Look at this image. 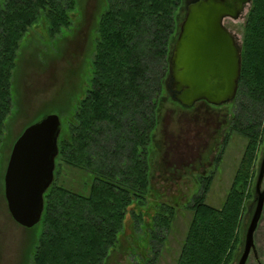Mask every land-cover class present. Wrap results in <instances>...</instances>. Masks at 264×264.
Masks as SVG:
<instances>
[{
    "label": "trees",
    "instance_id": "trees-1",
    "mask_svg": "<svg viewBox=\"0 0 264 264\" xmlns=\"http://www.w3.org/2000/svg\"><path fill=\"white\" fill-rule=\"evenodd\" d=\"M194 1L105 0L96 27L90 87L62 122L55 179L44 195L43 216L27 228L34 232L28 264H103L119 241L130 207L146 204L149 150L159 123L160 98L171 78V57L181 22ZM79 2L0 0L3 132L15 105L14 73L23 40L43 23L55 42L71 27ZM240 47L242 69L232 129L247 142L220 207L210 204L207 194L227 133L212 169L201 175L200 188L188 204L192 218L176 264H233L242 242L244 213L257 196L254 168L264 130V0L250 2ZM240 113L242 119H237ZM66 166L83 172L79 187L58 182ZM133 213L139 224L135 227L145 229L144 243L152 251L148 262L153 264L159 251L155 243L165 240L175 209L159 203L148 227L143 226L141 213Z\"/></svg>",
    "mask_w": 264,
    "mask_h": 264
},
{
    "label": "rangeland",
    "instance_id": "rangeland-1",
    "mask_svg": "<svg viewBox=\"0 0 264 264\" xmlns=\"http://www.w3.org/2000/svg\"><path fill=\"white\" fill-rule=\"evenodd\" d=\"M104 4L105 0H80L79 8L73 13L71 27L55 42L50 39L43 23L34 26L23 40L14 73V123L10 126L14 142L29 123L45 113L59 114L64 124L68 113L85 96L90 87L97 22ZM249 7L250 3L237 19H224L225 25L237 36L240 46ZM167 82L160 98L159 123L149 148L151 177L146 204L130 207L119 241L103 264H149L151 247L144 243L145 229L142 231L139 226L135 227L139 224L135 222L133 211L141 213L142 224L148 227L161 202L172 205L175 216L165 240L155 243L159 251L153 264H176L192 218L188 204L200 188L201 175L209 173L221 153L225 131L215 132L218 129V112L204 106L190 109L182 105L172 88V76H168ZM229 117L228 123L231 124V115ZM226 133L225 150L207 194V201L218 207L232 185L247 142L242 133L228 125ZM263 149L258 148L257 166L261 165L258 156L260 152L263 154ZM8 152L9 145L4 148V156ZM63 169L59 183L72 188L83 183L80 169L67 166ZM256 197L249 201L244 213L240 231L242 242L233 264H238L243 252ZM33 235L32 230L12 218L4 191L0 193V264H28L27 255ZM255 244L258 254L251 252L246 264H264V210L255 232Z\"/></svg>",
    "mask_w": 264,
    "mask_h": 264
},
{
    "label": "water",
    "instance_id": "water-1",
    "mask_svg": "<svg viewBox=\"0 0 264 264\" xmlns=\"http://www.w3.org/2000/svg\"><path fill=\"white\" fill-rule=\"evenodd\" d=\"M252 0H197L187 6L171 57L176 98L184 106L199 100L221 104L234 98L242 53L224 19H237ZM62 120L48 113L28 125L16 139L5 175V193L14 220L25 228L38 224L45 192L55 179ZM264 157L256 182V206L247 227L238 264L257 256L255 232L264 210Z\"/></svg>",
    "mask_w": 264,
    "mask_h": 264
},
{
    "label": "flooded vegetation",
    "instance_id": "flooded-vegetation-1",
    "mask_svg": "<svg viewBox=\"0 0 264 264\" xmlns=\"http://www.w3.org/2000/svg\"><path fill=\"white\" fill-rule=\"evenodd\" d=\"M229 30L232 32V30L230 28H229ZM234 36H235V39H236L238 45L240 46V43L238 42L237 36L235 34H234ZM240 49H241V47H240ZM241 53H242V49H241ZM239 80H240V77H239ZM172 82H173V79H172ZM13 87H14V85H13ZM238 96H239V81H238V88H237L236 95L230 101H227V102H224L221 104H214V103L208 102L206 100H199L194 105L189 106L188 108L196 109L199 106H204L208 110L217 111L218 115H219L217 117L218 129H216L215 132L221 133V131L224 130L225 131L224 138H225L226 137V126L228 125V127L232 128L233 124H234L233 120L236 118L235 113H236L237 108H235V104L238 101V99H237ZM240 110H242V108H240ZM241 114L242 113L239 114V117L237 119H242ZM230 115H231L230 121H232L231 124L228 123V118H230L229 117ZM12 123H14V105H13V108H12L10 115L8 116V118L6 120L4 132L1 129V108H0V193H2L4 191V197L6 199V203H7L9 212H10V209H9V205H8V201H7L6 193H5V175H6L7 167L9 164L10 157H11V153H12V150L14 147V143H15L14 142V133H13V135H11V130H10V126L12 125ZM240 123H242V122H240ZM241 126H242V124H241ZM260 138H261V140L259 143V147H264V130L261 131ZM7 145H9V152L4 156V148ZM263 151H264V149H263ZM260 155H261V152L259 153L258 158H260L262 161V159L264 157V152L261 156ZM257 161H258V159H257ZM260 164H261V162H260ZM254 169H255L256 176H258V173L260 171V166L259 165L257 166V163H256V168H254ZM10 214H11V212H10ZM11 216H12V214H11ZM12 218H13V216H12Z\"/></svg>",
    "mask_w": 264,
    "mask_h": 264
}]
</instances>
